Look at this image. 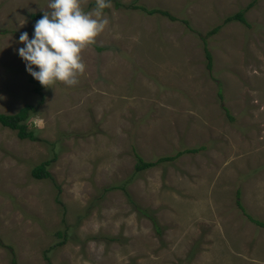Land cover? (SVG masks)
Returning a JSON list of instances; mask_svg holds the SVG:
<instances>
[{"label":"rangeland","instance_id":"1","mask_svg":"<svg viewBox=\"0 0 264 264\" xmlns=\"http://www.w3.org/2000/svg\"><path fill=\"white\" fill-rule=\"evenodd\" d=\"M48 3L0 0V113L37 137L0 123V264H264V0H110L77 83L44 86L16 49Z\"/></svg>","mask_w":264,"mask_h":264},{"label":"clouds","instance_id":"2","mask_svg":"<svg viewBox=\"0 0 264 264\" xmlns=\"http://www.w3.org/2000/svg\"><path fill=\"white\" fill-rule=\"evenodd\" d=\"M109 6L110 0H96L93 11H84L80 0H49L50 12L36 20L32 37L27 32L19 35L23 47L16 51L26 71L44 86L55 81L76 84L85 67L82 50L108 24L103 9Z\"/></svg>","mask_w":264,"mask_h":264},{"label":"trees","instance_id":"3","mask_svg":"<svg viewBox=\"0 0 264 264\" xmlns=\"http://www.w3.org/2000/svg\"><path fill=\"white\" fill-rule=\"evenodd\" d=\"M133 7L135 8H140L143 10H146L148 13L153 14V13H162L164 15H167L168 17H170L171 19H176L177 17L172 15L169 11L163 10V9H159V8H152V9H147L146 7L142 6V5H136L133 4ZM244 9L239 11L238 13H236L235 15L229 16L226 21H230V20H240L244 23H247L246 18H245V13H244ZM44 14V11H40L37 13H33L31 14V17L36 21L38 20L42 15ZM220 26L215 27L210 33H215L217 30H219ZM99 49H102V47H98ZM206 56H207V67L209 69H212V62H213V56L212 53L208 50V48H206ZM220 97L222 98V91L220 88L219 91ZM33 109V106L26 104L23 107H21L17 112L13 113V114H5V113H0V123L5 126V127H9L11 129L17 130V135L21 138V139H31V140H35L37 137L35 136V132L33 130H27L26 127V120L29 117V112ZM196 148H192V149H186L183 151H179L176 155L174 156H162L160 157V159L158 161H146L144 160V158L140 155H137L138 158V163L136 164V171H142L145 170L147 168L153 167L155 165H157L159 162H165L167 160H172L175 159L177 156L185 153V152H192V151H196ZM32 174L34 177L36 178H47L50 177L51 174L47 171V163L42 162L39 165H36L33 170H32ZM113 188H119V187H111ZM110 188V189H111ZM120 188L128 194V191L126 189L125 186H120ZM129 195V194H128ZM242 207V205L240 206ZM139 211H141L142 213H144L146 216H149L154 224V226L156 227V230L158 232V234L161 233V227L159 226V223L157 221V219L155 217H153L148 211H146L145 209H141L138 208ZM243 209V207H242ZM253 221L255 223H257L260 226L264 227V221H259V220H255L253 219Z\"/></svg>","mask_w":264,"mask_h":264}]
</instances>
